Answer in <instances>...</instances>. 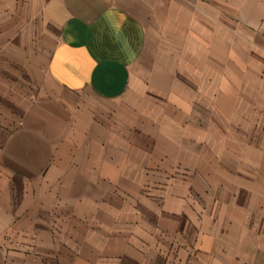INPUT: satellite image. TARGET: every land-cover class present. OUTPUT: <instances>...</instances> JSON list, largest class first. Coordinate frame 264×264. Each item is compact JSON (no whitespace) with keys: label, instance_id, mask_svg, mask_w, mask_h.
Here are the masks:
<instances>
[{"label":"crops","instance_id":"crops-1","mask_svg":"<svg viewBox=\"0 0 264 264\" xmlns=\"http://www.w3.org/2000/svg\"><path fill=\"white\" fill-rule=\"evenodd\" d=\"M18 7L58 37L0 140V264H264V0Z\"/></svg>","mask_w":264,"mask_h":264},{"label":"rangeland","instance_id":"rangeland-1","mask_svg":"<svg viewBox=\"0 0 264 264\" xmlns=\"http://www.w3.org/2000/svg\"><path fill=\"white\" fill-rule=\"evenodd\" d=\"M57 37L56 26L42 23L26 7L0 19V140L37 97Z\"/></svg>","mask_w":264,"mask_h":264}]
</instances>
